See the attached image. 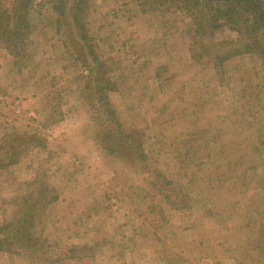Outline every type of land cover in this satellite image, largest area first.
Wrapping results in <instances>:
<instances>
[{
    "label": "rangeland",
    "instance_id": "obj_1",
    "mask_svg": "<svg viewBox=\"0 0 264 264\" xmlns=\"http://www.w3.org/2000/svg\"><path fill=\"white\" fill-rule=\"evenodd\" d=\"M74 1L35 0L19 64L0 43V237L25 198H58L31 228L43 245L0 264H264V53L235 44L218 75L238 31L204 52L181 0H86V50L55 24ZM107 108L121 127L99 122ZM113 130L147 155H109Z\"/></svg>",
    "mask_w": 264,
    "mask_h": 264
},
{
    "label": "trees",
    "instance_id": "obj_2",
    "mask_svg": "<svg viewBox=\"0 0 264 264\" xmlns=\"http://www.w3.org/2000/svg\"><path fill=\"white\" fill-rule=\"evenodd\" d=\"M85 1L86 0H75L71 7L57 5L55 10L58 13V19L55 24L75 34L80 42L88 47L86 50H91L93 46L92 44L91 46L89 45L87 23L86 18H84ZM139 1H142L143 4L152 2V0ZM181 1L184 2L185 8L188 10V14L193 22L192 41L196 43L199 41L202 43L199 46L200 48L205 46L203 49L204 52H207L206 46H208V44L204 42H210L214 38L215 32H220L227 27L233 30V26H235V29L238 31V40L236 43L230 44L226 46V48H223L224 50H220L216 55H212L214 63H218V75L222 76L221 69L224 63L239 54L234 50L235 44H239L241 49L245 50V53H264V47L262 46V42H264V0ZM34 2L35 0H0V43L11 54L15 65L28 58V49L30 47L29 39L34 32L32 19L30 18L32 17L31 11L34 9ZM63 18L65 19L63 20ZM62 38L67 40L65 34H62ZM210 43H212V41ZM220 45L224 47L223 42ZM201 55L202 54H200V56ZM89 57V59H91V65L99 64L98 68L102 66V62H99L95 53L90 52ZM94 69L95 68H91L89 73L95 71ZM87 79L86 89L91 88L94 90L100 89L98 83L102 84L104 80V78L99 80L96 77L93 80L91 75H89ZM92 80L95 85L94 87L91 86ZM101 102L106 101L102 99L100 103ZM105 105L106 103H103V106ZM105 114L108 115L109 119L107 116H100L101 120L99 122L101 124L104 125L105 122L110 120L113 126L116 125L121 127L115 112L107 108ZM26 138V143L30 141L33 143L39 140L37 135H26ZM110 138L116 140V145L115 143L105 140L103 142L104 144L101 143L102 148L109 155H118L120 153L123 155V160L130 163L132 160L135 161L137 156L147 155L142 143L141 146H138V151L134 150V145H132L134 138L131 135H124L120 131L116 134L115 130H113ZM30 145L24 147V144L21 143L20 146L12 147L7 152V154L10 153V157L7 160L9 161L8 165L15 164L17 160H14V158L16 157L19 159L18 157L25 152L24 148L27 149ZM4 163L5 162H0V168L4 166ZM49 190L51 189L47 187V190L43 192L44 194H41L40 197L35 200H31V197L25 198L16 211L18 222L14 223L12 226L8 224L1 227L4 231V236L2 238L0 237V252L3 249H6L3 251H11V248L18 246L21 253L30 254L32 256V253H34L33 251L36 250L35 246L43 245L40 244L38 238H36L35 232H33L31 228L35 225L36 219L39 216L38 207L43 203V208L47 207L58 200V198H45V196H47L46 191ZM72 250L73 249H71V251Z\"/></svg>",
    "mask_w": 264,
    "mask_h": 264
}]
</instances>
